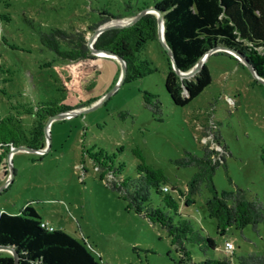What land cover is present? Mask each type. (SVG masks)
I'll return each mask as SVG.
<instances>
[{
    "label": "rangeland",
    "instance_id": "1",
    "mask_svg": "<svg viewBox=\"0 0 264 264\" xmlns=\"http://www.w3.org/2000/svg\"><path fill=\"white\" fill-rule=\"evenodd\" d=\"M155 1L0 0V10H8L13 18L4 23L9 40L19 47L0 50V60L6 65L0 68V114L6 113L1 96V75L6 68L10 69L7 90L14 95L8 98L16 107L24 101L47 99L62 101L76 111L93 105L53 120L49 136L45 135V151L18 149L10 160H0L1 176L4 169L11 176V162L15 171L14 181L0 193V211L20 214L25 205H33L53 227L85 241L103 264H195L207 255L264 254V222L256 230L248 225L219 234L216 219L206 210L205 198L210 193L204 189L193 205L185 206L181 200L179 212L214 238L217 246L205 254L188 242L190 260L181 263L183 253L176 249L157 213L160 210L174 221L178 215L165 205L161 194L147 187L133 152L139 147L148 164L163 169L169 189H186L196 168L180 167L174 160L186 151L201 156L209 145L227 163V169L220 166L214 174L216 189L237 185L264 204V82L243 58L228 49L215 50L221 53L213 52L206 60L212 83L187 105L177 106L165 87L173 65L159 37L148 41L139 54L155 70L121 84V63L93 53L87 43L95 59L76 62L36 44L40 31L63 28L70 33L68 48L85 50L78 34L88 40L98 26L128 22L132 13ZM103 10L118 16L104 15ZM255 50L264 55V47ZM104 96L105 101L99 102ZM151 97L159 100L161 114L147 106ZM31 119L28 115L25 123ZM169 193L178 196L175 190ZM227 240L234 244L231 251L225 249Z\"/></svg>",
    "mask_w": 264,
    "mask_h": 264
},
{
    "label": "trees",
    "instance_id": "2",
    "mask_svg": "<svg viewBox=\"0 0 264 264\" xmlns=\"http://www.w3.org/2000/svg\"><path fill=\"white\" fill-rule=\"evenodd\" d=\"M4 4L9 6V3ZM153 6L163 15L165 40L181 70L192 68L208 50L225 46L242 52L256 72L264 77V55L260 56L255 50L257 47H264V0H156ZM102 13L111 17L118 16L107 10ZM10 16L12 15L8 10L1 8L0 50L19 48L9 40V31L4 26V23L12 21ZM69 34L67 29L52 27L48 31L39 32L36 44L40 49L52 50L71 61L85 60L87 57L94 60L95 57L90 55L86 46L85 34L77 35L81 48L85 50L69 49ZM157 38V17L154 13H146L130 26L102 32L94 46L97 49L111 50L126 61L127 73L124 82H127L155 70L151 61L139 54L148 41ZM30 49L32 48L28 50ZM217 53L221 51L213 54ZM3 65L6 66L0 60V68ZM9 70L6 68L3 70L4 75H1V81H4L1 96L6 113L0 114V160H3L12 146L43 147L46 119L59 112L74 109L62 101L51 99L40 102L24 101L18 105L21 109L14 106L9 100L14 95L8 92L6 86L10 78ZM211 83L212 75L207 63L191 79H181L170 65L165 79L166 90L177 106L187 105ZM147 106L161 114L157 98L151 97ZM28 115L32 119L27 125L25 120ZM133 152L140 160L137 170L147 187L151 186L161 194L165 205L178 215L174 221L160 210L157 213L171 233L176 249L183 253L181 263L190 260L185 246L188 242L197 244L205 254L217 246L214 238L204 235L188 217L179 212L181 200L185 206L193 205L196 196L207 189L210 195L205 198V207L209 216L216 219L217 232L221 235H225L230 228L242 230L248 225L256 230L264 222V204L259 198L250 197L245 189L237 185L232 189H216L213 180L216 170L220 166L227 169L225 156L219 150L205 145L204 154L201 156L186 151L184 156L174 160L180 167L196 168L186 189L178 186L170 188L177 191V197L169 193L170 189L166 185L168 177L163 169L148 164L139 147L134 148ZM261 156L264 159V149ZM165 186L168 187L167 190L164 189ZM44 222L31 204L25 205L20 214L0 211V245L6 247L0 251V264H15L16 259L12 252L16 253L18 264H103L87 249L85 241L80 242L65 230L53 226L49 228L43 225ZM195 264H264V254L249 252L236 256L207 255Z\"/></svg>",
    "mask_w": 264,
    "mask_h": 264
},
{
    "label": "water",
    "instance_id": "3",
    "mask_svg": "<svg viewBox=\"0 0 264 264\" xmlns=\"http://www.w3.org/2000/svg\"><path fill=\"white\" fill-rule=\"evenodd\" d=\"M146 13H154L157 17V23H158V37L162 40L163 42V45L167 51V53L169 54V57L171 58V61H172V65H173V69L175 70V72L181 77V78H188L190 76H193L195 75L201 68H203V66L205 65L206 63V60L207 58L210 56L211 53H213L215 50L217 49H228L229 51L233 52L234 54L240 56L241 58L244 59V61L246 62V65L249 67V69L251 70V72L260 80H262L264 82V78L262 76H260L256 70L254 69V67L252 66V64L249 62V60L242 54V52L236 50V49H232V48H229V47H225V46H217V47H214L210 50H208L204 55H202L200 57V59L196 62V64L190 68L189 70H181L176 62V59H175V56H174V53L172 51V49L169 47V45L167 44L166 40H165V34H164V30H165V26H164V18H163V15L162 13L159 11V9H157L156 7L154 6H151V7H147V8H144L142 10H140L136 15H134L128 22H125L123 24H104V25H101V26H98L93 32L92 34L88 37V40H87V44L89 46V48L91 49V51L93 53H96V54H101V55H106V56H111V57H114L116 58L120 63H121V78H120V84L124 82V79L126 77V73H127V64H126V61L119 55L115 54L114 52H112L111 50H103V49H97L95 46H94V43L97 39V37L104 31L108 30V29H111V28H121V27H126V26H130L132 24H134L140 17H142L144 14ZM163 27V37L162 35L160 34V27ZM117 87V86H116ZM115 87V88H116ZM114 88V89H115ZM113 89V90H114ZM112 92V91H111ZM110 95V93H109ZM108 96V95H107ZM107 96H104L99 102H102V101H105V98ZM92 106H89V107H85L83 108L82 110L80 111H76L75 109H70V110H67V111H62V112H59L55 115H52L48 118L47 122L45 123V126H44V134L46 136H49V125L50 123L55 120V119H59V118H65V117H68L70 115H73V114H78V113H81V112H84L86 110H89L90 108H92ZM18 149H27V150H30V151H45L47 148H32V147H29V146H26V145H18V146H14L13 148L10 149V153L15 151V150H18ZM10 168H11V176H13V171H12V163H10ZM3 249H6L5 246L3 245H0V250H3ZM13 255L15 256V259H16V262L15 264H18V259H17V255L15 252H12Z\"/></svg>",
    "mask_w": 264,
    "mask_h": 264
},
{
    "label": "crops",
    "instance_id": "4",
    "mask_svg": "<svg viewBox=\"0 0 264 264\" xmlns=\"http://www.w3.org/2000/svg\"><path fill=\"white\" fill-rule=\"evenodd\" d=\"M12 156H15V155H13V152L10 153V150H8L5 157L10 160ZM10 171H11V168H10ZM12 171H13V176H10V172L6 171V169H4V173H3L4 175L3 176L0 175V193L4 188L9 186V183L11 184L14 181L13 177L15 175V171H14L13 167H12ZM46 223H48V222H46ZM49 225L52 226L51 224H49Z\"/></svg>",
    "mask_w": 264,
    "mask_h": 264
},
{
    "label": "built area",
    "instance_id": "5",
    "mask_svg": "<svg viewBox=\"0 0 264 264\" xmlns=\"http://www.w3.org/2000/svg\"><path fill=\"white\" fill-rule=\"evenodd\" d=\"M13 147H14V146H12L11 148H13ZM11 148H10V149H11ZM164 189L167 190L168 187L165 186ZM43 225H46V226H48L49 228H52L51 226H49V225H48L47 223H45V222L43 223ZM225 249L228 250V251L233 250V249H234V244H233V242L227 240V241L225 242Z\"/></svg>",
    "mask_w": 264,
    "mask_h": 264
},
{
    "label": "bare ground",
    "instance_id": "6",
    "mask_svg": "<svg viewBox=\"0 0 264 264\" xmlns=\"http://www.w3.org/2000/svg\"><path fill=\"white\" fill-rule=\"evenodd\" d=\"M125 22H127V20H118V21H115V22H113L112 24H123V23H125ZM163 27L161 26L160 27V34L162 35V37H163V29H162Z\"/></svg>",
    "mask_w": 264,
    "mask_h": 264
}]
</instances>
